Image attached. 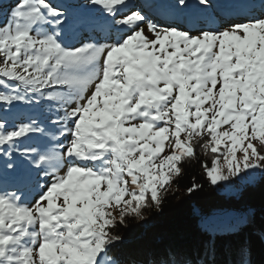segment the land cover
Returning <instances> with one entry per match:
<instances>
[{
    "label": "snow or ice",
    "instance_id": "1",
    "mask_svg": "<svg viewBox=\"0 0 264 264\" xmlns=\"http://www.w3.org/2000/svg\"><path fill=\"white\" fill-rule=\"evenodd\" d=\"M87 7L96 19L80 26L106 27L111 42L67 43L69 9L52 0H0V106L47 103L55 117L52 132L31 115L0 119L3 167L17 171L14 153L23 163L15 185L0 178V264H121L115 230L161 207L197 144L212 154L201 167L213 185L264 171V0H233L231 17L191 28L129 0ZM167 7L188 18L214 5ZM37 134L40 145L21 146ZM152 264L193 262L164 251Z\"/></svg>",
    "mask_w": 264,
    "mask_h": 264
},
{
    "label": "trees",
    "instance_id": "2",
    "mask_svg": "<svg viewBox=\"0 0 264 264\" xmlns=\"http://www.w3.org/2000/svg\"><path fill=\"white\" fill-rule=\"evenodd\" d=\"M225 1L213 0L214 8L210 10L211 15L188 18H177L170 14L167 5L171 0H135L134 4L139 5L145 15L162 26L178 23L191 28L194 25L199 27L201 23H218L220 19L225 18L219 12L217 5V3L219 5L233 3L232 0ZM52 3L69 9L70 25L66 27L64 33L67 43L79 46L78 42L81 38L111 42L105 40L109 34L106 27L103 30L97 27L93 31L91 27L80 26V20L96 19L94 10L87 7L88 0H52ZM163 10L165 12H162ZM112 36L113 38L116 36L115 29H112ZM6 107L0 106V119L6 121L8 125L31 115L39 118L49 132L53 131L49 122L55 117L49 115V104L29 107L17 103L10 110H5ZM42 142V136L37 134L23 140L21 146H37ZM209 152L205 153L197 144L196 158H186L181 163L182 175L171 182L161 207L146 210L144 219L129 218L126 225L117 227L115 231L122 239L110 248V255L118 258L121 264H152L156 256L164 251L174 253L181 259L190 260L193 264H240V253L244 249L247 253L244 257L246 264H264V173L256 185L251 188L246 187L238 196L224 197L207 180L201 167L203 161L210 165ZM6 159L0 156V178L6 184L15 185V177L23 167L22 158L17 153L13 154L16 172L3 167ZM43 182L42 180L41 183ZM193 182L200 187L189 194L186 189ZM22 191L26 200L30 201L34 195L33 187L24 186ZM228 208L242 212L250 208V220L236 229L215 232L214 235L209 230L194 225L198 217Z\"/></svg>",
    "mask_w": 264,
    "mask_h": 264
},
{
    "label": "rangeland",
    "instance_id": "3",
    "mask_svg": "<svg viewBox=\"0 0 264 264\" xmlns=\"http://www.w3.org/2000/svg\"><path fill=\"white\" fill-rule=\"evenodd\" d=\"M130 3H134L135 0H129ZM225 2H229V0H226ZM233 2V0H232ZM257 7L259 4V0H255ZM218 5V10L221 12L222 15H224L225 18H229L230 15H232L231 11V5ZM162 12H165L163 10ZM103 43V42H101ZM168 149H165V153L167 154ZM239 155V154H238ZM208 159L210 162L209 167H211V160H212V154L209 152ZM220 164L223 163V159L221 157ZM264 171L255 170L251 171L247 176H242L239 179H233L230 181H221L218 182L215 186L218 192L224 195V197H230V196H238L239 193L247 188H251L252 186L256 185L259 178L262 176ZM251 217V209L247 208L246 210L242 211H235L232 209H222V210H215L210 212L206 216L198 217L194 225L201 227L203 229H207L211 232L212 235L221 231L229 230V229H236L241 225L242 223L249 221Z\"/></svg>",
    "mask_w": 264,
    "mask_h": 264
}]
</instances>
